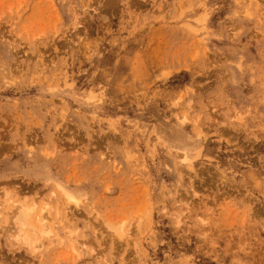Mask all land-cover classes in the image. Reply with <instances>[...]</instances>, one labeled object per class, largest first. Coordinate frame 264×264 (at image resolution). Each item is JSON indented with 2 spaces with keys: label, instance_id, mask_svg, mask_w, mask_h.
I'll return each mask as SVG.
<instances>
[{
  "label": "rangeland",
  "instance_id": "374dc122",
  "mask_svg": "<svg viewBox=\"0 0 264 264\" xmlns=\"http://www.w3.org/2000/svg\"><path fill=\"white\" fill-rule=\"evenodd\" d=\"M0 264H264V0H0Z\"/></svg>",
  "mask_w": 264,
  "mask_h": 264
},
{
  "label": "bare ground",
  "instance_id": "6f19581e",
  "mask_svg": "<svg viewBox=\"0 0 264 264\" xmlns=\"http://www.w3.org/2000/svg\"><path fill=\"white\" fill-rule=\"evenodd\" d=\"M67 199L70 201L75 200L73 196H71L66 191L64 192ZM32 210H34V205L24 206L21 204L15 208V214L13 216L14 221V233L13 240L18 242H23L31 251V253L37 252L40 247L37 237H48L52 239L53 235L49 229H45V215L43 214L44 207H41L40 210L34 215L31 216ZM35 221V222H34ZM18 227H17V225ZM23 227L29 228L27 231L23 230ZM13 230V229H12ZM30 235H33L30 236ZM75 249V247H72Z\"/></svg>",
  "mask_w": 264,
  "mask_h": 264
}]
</instances>
